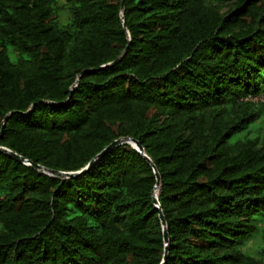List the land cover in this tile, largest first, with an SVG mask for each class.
<instances>
[{"label": "trees", "instance_id": "obj_1", "mask_svg": "<svg viewBox=\"0 0 264 264\" xmlns=\"http://www.w3.org/2000/svg\"><path fill=\"white\" fill-rule=\"evenodd\" d=\"M262 95L264 0H0V147L147 157L0 151V264H161L155 193L164 264H264Z\"/></svg>", "mask_w": 264, "mask_h": 264}, {"label": "water", "instance_id": "obj_2", "mask_svg": "<svg viewBox=\"0 0 264 264\" xmlns=\"http://www.w3.org/2000/svg\"><path fill=\"white\" fill-rule=\"evenodd\" d=\"M117 61H115L114 63H116ZM113 63V64H114ZM122 143H130L139 153H141L146 159V155L143 153V149L142 147L134 140L131 139H123V140H115L113 141L111 144H109L107 147H105L98 155H96L89 163L88 165L83 168L81 171L79 172H58V171H53V170H47L45 168H42L38 165L32 164L31 162L25 160L24 158L18 156L17 154L5 149V148H1L0 147V151L9 154L10 156H12L14 159L20 161V162H24L26 163L28 166H31L34 169H38L40 171H42V173L47 174V175H52V176H58V177H74L76 175L79 174H83L85 172H87L88 170H90L93 165L96 163V161H98L101 157H103L108 151H110L112 148H114L115 146L122 144ZM154 173L156 176V188H158L159 186V175L157 173V171L154 169ZM152 202L153 205L155 206V208L159 211L158 217L159 220L161 222V226H162V237H163V242H164V254L162 257V262L161 264H164V262L166 261V256H167V244H168V234L166 231V225H165V219L162 215V213L160 212L159 206H158V200H157V196L156 193L153 194V198H152Z\"/></svg>", "mask_w": 264, "mask_h": 264}, {"label": "rangeland", "instance_id": "obj_3", "mask_svg": "<svg viewBox=\"0 0 264 264\" xmlns=\"http://www.w3.org/2000/svg\"><path fill=\"white\" fill-rule=\"evenodd\" d=\"M261 101L264 103V95L260 96V98L258 99H252V101ZM256 125V124H255ZM254 126V125H253ZM264 127V124H263ZM252 128V127H251ZM264 130V129H263ZM246 135V132H242V133H237L235 134L231 139L230 142H235L239 139H242L244 136ZM261 246V239H260V235L259 232L256 233L253 237L252 240H250L247 244L246 247H244V252L250 256H255L257 250L259 249V247Z\"/></svg>", "mask_w": 264, "mask_h": 264}]
</instances>
